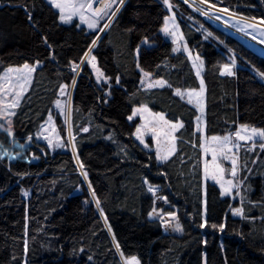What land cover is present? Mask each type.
I'll list each match as a JSON object with an SVG mask.
<instances>
[{
    "label": "trees",
    "instance_id": "16d2710c",
    "mask_svg": "<svg viewBox=\"0 0 264 264\" xmlns=\"http://www.w3.org/2000/svg\"><path fill=\"white\" fill-rule=\"evenodd\" d=\"M172 2L188 47L204 63L206 134L264 130V51L182 0ZM205 3L264 20V0ZM166 17L159 0H125L90 51L110 84L100 87L86 63L73 71L98 31L61 24L46 0H0V74L40 64L12 118V137L0 128V264H123L133 257L138 264H264V149L240 153L251 169L240 175L242 202L223 197L212 182L204 188L197 112L173 92L197 89L198 81L187 56L162 37ZM232 63V74L222 76ZM138 69L167 86L142 88ZM62 88H72L74 153L22 147L53 115ZM139 106L183 124L167 160L135 140L128 118ZM53 117L66 139L64 119ZM2 152L18 157L9 161ZM149 187L166 201L163 211L175 213L181 235L165 234L149 218ZM231 208L242 217H231ZM221 224L223 230L213 227Z\"/></svg>",
    "mask_w": 264,
    "mask_h": 264
},
{
    "label": "rangeland",
    "instance_id": "374dc122",
    "mask_svg": "<svg viewBox=\"0 0 264 264\" xmlns=\"http://www.w3.org/2000/svg\"><path fill=\"white\" fill-rule=\"evenodd\" d=\"M159 1L162 2L164 8L167 10V17L165 18L164 26L161 29L160 33L165 40L172 43L174 53H183L184 55L187 56L192 66V69L194 71V74L197 78V81H198L197 89H174L173 92L175 96H177L180 100H182L183 102H185L186 104L194 108V110L197 112V117H201L200 121H197V119H195V130L199 133L201 144H202L205 142L206 139H210L212 137L206 134L205 86H204V92L199 95H196V93L200 92L201 80H203L202 74L204 70V63L201 57L188 47L183 37V34L181 32L179 23H178L177 8L173 4L172 0H168L169 4L171 5V8L165 5L164 0H159ZM182 1L187 3V5L191 7L194 11L205 16L208 20L221 25V27H224L230 33L236 34L237 36L242 38L244 41H247L250 44H254L259 49L264 51V24L260 23V21L247 19L245 17L234 14L232 12L221 11L219 8L212 7L206 3H201V1L199 0H182ZM46 2L48 3V0H46ZM72 2H81V0H72ZM83 2H86V0H83ZM124 2L125 0H123L122 3H121V0H115V2H113V0H94L93 9H101L102 11L98 13L96 16H93L92 15L93 9L85 10L88 21L95 22L96 26L94 29H90L88 27V23H81L79 15H74L70 23H63L61 22L60 18H59V22L63 25H71L75 22L77 23L78 27H84L89 32L98 31V35L95 38L97 42V40L100 38L102 33L108 27V26L105 27V25H109L114 17L111 15V13L113 11L117 13ZM54 10L60 16L59 10L58 9H54ZM105 12L108 14L104 15ZM179 16L182 20L183 19L186 20L191 26H193V24H196V22H194V20L189 17L185 18L181 14ZM249 25H252V27H250ZM165 27L168 28L167 33L163 31ZM203 33H204V37L207 39L208 38L207 33L206 32H203ZM173 41H175V43ZM143 44L147 45V42H144ZM94 45L95 44L92 43L90 49L87 51L88 55L84 56V58L79 64V68L76 69L75 74L77 75V73H79L81 69V66L86 63L88 67L91 69L92 75L96 83L98 84V86L101 87L102 85H106L107 87H110L108 78H106L104 75L101 78V82L100 83L97 82L98 73L93 68V64H95L97 69L99 68L97 66L96 61L91 59L93 56L90 55L91 54L90 51ZM174 49L176 50L174 51ZM39 65L40 64L29 65L30 68L34 69L31 73H29L27 69H24V67L21 66V67L5 68L0 74V128L4 130L6 133H8V135L9 133H11V135H9L10 137H12V129H11L12 118L17 108L19 107V104L21 103L23 97L29 91L30 86L32 84L34 72L36 68L39 67ZM194 65H196V67H194ZM234 67L235 65L234 63H232L230 69L233 71ZM9 69H13V71L9 72L8 71ZM16 70H20V71H16ZM198 70L200 73L199 76L197 75ZM138 71L140 73V86L142 88L154 89V88H162V87L167 86L165 81L154 78L150 76L149 74L145 75V73L141 71L140 69H138ZM99 72L102 73L100 70ZM24 76H27L28 78V82L26 84H24V80L22 78ZM104 79L107 80L106 83L103 82ZM157 81H163L164 82L163 86L157 85L156 83ZM21 84H24L23 89L20 88ZM150 84L153 86L149 87ZM71 90L72 88H62L60 90L59 99H58V101L60 102V106L57 107V104H56L57 101L53 105V115L58 113L64 119L66 123V129H67L66 139L59 133L58 128L54 121V117L52 114H50L45 120V122L40 126L36 135L28 139L22 145V147H26L32 143H39V144H44L51 153H54L56 151H64L67 149H69L72 153H74V149H73L74 136L72 135V132L69 128L70 127L69 118H70ZM177 90H179L182 93L183 98H181V96L176 95ZM18 92L20 93L19 96L16 95V93ZM189 92H193V95L191 97L188 96ZM189 99L192 100V103L188 102ZM14 101H18V103H15L14 105ZM6 105L7 107H5ZM133 113H135V115H133ZM156 114L162 115L164 119L168 121V124H165L163 120H160ZM131 117L132 119L129 120L128 118V120L131 123H135L134 138L142 147L153 150L156 156H157L158 149L160 151L161 156H167L168 158L175 153L176 151V135L175 134L178 130L173 132L170 128V125L173 123H179V122H170L168 119H166L164 114L153 112L147 106H139V107L134 108L131 114ZM138 127L141 128L142 130V134H143L142 138L144 140L143 144L140 142V140L137 139L136 129ZM251 129L253 128H239L235 133H227V134L220 136V137L230 136L232 144L239 146L238 151L236 149H233V152H226V153L218 152L217 153L216 163L221 164V166L225 169V172L223 173L224 180H231L233 181V184L236 185L235 187H233L232 185L224 184V189L229 190V194L223 193L221 184L217 183L216 180L212 179L211 177V173L214 170L212 166L211 151H209L206 154L204 150L201 148V166H202V176H203L204 188L207 182H212L219 188L223 197H228L233 201H238V203L242 202L243 199H245V193L247 191L243 187V182L241 180L240 175L243 170H246V172L249 173L251 169L248 168L246 165H243L244 163L240 161V153L241 151H244V152L248 151L249 153H252L256 149L259 150L261 149L259 145L261 143H264V141L260 140L259 137L257 136V137H253L252 141L246 142V141L237 139L236 133L240 132L241 135L248 136L251 134V131H250ZM49 142H51V146ZM58 143L61 146L57 147L56 145ZM254 143H255V146H253ZM145 145H147V147ZM234 153L238 158L237 174L235 177H233L231 174V170H232L231 159H223V156L225 154L231 157L233 156ZM1 156L7 157L9 161H13L18 157V154L12 153V155H8L6 152H2ZM31 161L35 162L37 161V158L32 157ZM158 161L162 162L160 160ZM205 162H208L209 164V175L208 176H205V171H204ZM156 192L157 190L155 191V193L152 192L155 196L154 209L151 211L149 218L158 220L165 234L177 235V236L181 235L182 234L181 227H180L181 229L180 231H176L175 229V226L177 224L180 226L175 213H169V212L163 211V208L160 207L159 204L163 203L164 205H166V201L164 200V198L158 195H155ZM234 209H237V208H231L230 216L234 218H241L242 214L233 215ZM130 259H127V260L123 259L122 263L126 264V261Z\"/></svg>",
    "mask_w": 264,
    "mask_h": 264
},
{
    "label": "snow or ice",
    "instance_id": "6c2138e0",
    "mask_svg": "<svg viewBox=\"0 0 264 264\" xmlns=\"http://www.w3.org/2000/svg\"><path fill=\"white\" fill-rule=\"evenodd\" d=\"M93 2L94 0H86V2H83V0H81V2H72V0H48V3L51 5L52 8L54 9H58L59 13H60V20L63 23H70L73 19L74 15H79L80 21L81 23H88V27L90 29H94L95 28V22H89L86 16V12L85 10L87 9H93ZM113 2H115V0H113ZM123 2V0H121V3ZM206 0H201V3H205ZM165 5H167L169 8H171V5L169 4L168 0H164ZM212 7H214V5H210ZM221 11H228L227 9H220ZM102 10L101 9H93L92 10V15L96 16L98 13H100ZM108 13H104V15H107ZM116 13L115 11H113L111 13L112 16H114ZM29 19L31 20V15H29ZM260 23L264 24V20H261ZM108 25H105V27H107ZM250 27H252V25H249ZM102 30V29H101ZM163 31L165 33L168 32V28L165 27L163 29ZM175 43V41H173ZM93 44L96 43V40L92 41ZM176 49H174L175 51ZM85 55H88V53H86ZM92 60H95V57L91 58ZM91 62V61H89ZM24 69H27L29 73H31L34 69L30 68L29 65L25 64ZM194 67H196V65H194ZM79 68V65H73V71H76V69ZM93 68L95 69V71L98 73L97 75V82L100 83L101 82V78L103 77V73L99 72V69L96 68L95 64H93ZM9 72H12L13 69H9ZM16 71H20V70H16ZM199 70L197 71V75L199 76ZM222 76L223 75H231V69L229 66L225 65L223 67V70L220 73ZM145 75H148L147 73H145ZM24 80V84H26L28 82V78L27 76L22 77ZM104 83L107 82L106 79L103 80ZM157 85L159 86H163L164 82L163 81H157L156 82ZM24 84L20 85V88L23 89L24 88ZM153 85H149V87H152ZM204 92V82L203 80H201V87H200V92L196 93V95H199L201 93ZM17 96L20 95V93H16ZM176 95L181 96V98H183L182 93L177 90L176 91ZM193 95V92H189L188 96L191 97ZM189 103H192V100L189 99L188 101ZM15 103H18V101H14V105ZM199 103V102H198ZM57 107L60 106V102L57 101L56 102ZM7 107V105L5 106ZM146 110V109H145ZM202 110V109H201ZM133 115H135V113H133ZM158 116V118L160 120H163L165 124H168V121L164 119V117L160 114H156ZM132 117H129V120H131ZM197 121L201 120V117H197L196 118ZM143 127V126H142ZM180 127H183V124L180 123H173L170 125L171 130L174 132L176 130H178ZM246 127V126H245ZM84 131H87V129H84ZM251 134L248 136H244L241 135L240 132L236 133V137L239 140H243V141H252L253 137H259L260 140L264 141V130L258 131L257 129L253 128L250 130ZM136 133H137V139L140 140V142L143 144L144 140L142 138L143 134H142V130L141 128H137L136 129ZM9 135H11V133H9ZM50 146H51V142ZM231 145V146H230ZM57 147L61 146L59 143L56 145ZM147 147V145H145ZM253 146H255V143L253 144ZM261 147V149H264V143H261L259 145ZM200 147L204 150V152L207 154L209 151H211L212 153V166H213V172L211 173V177L212 179L216 180L217 183L221 184V188H222V192L225 194H229V190L224 189V184H228V185H232L233 187H235L236 185L233 184V181L231 180H224L223 178V173L225 172V169L221 166V164L216 163L217 161V153H226V152H233V149H236L238 151L239 146L232 144L231 138L230 136H212L210 139H206L204 143H202L200 145ZM168 157L167 156H161L160 155V151L159 149L157 150V160L163 161V160H167ZM223 159H231L232 162V170H231V174L233 177L236 176L237 174V163H238V158L235 155V153L233 154V156L229 157L227 154H225L223 156ZM205 176L209 175V164L208 162H205ZM87 177V174L85 173V178ZM147 182V181H146ZM149 191L155 193V189L152 187H149ZM93 198H95V193H92ZM97 206H99V201H97ZM103 215V213H101ZM242 214V209H234L233 210V215H241ZM213 227H219L221 230H223L224 225H213ZM176 231H180V226L177 224L175 226ZM117 248H119V245H117ZM25 251H27V246H25ZM126 264H138V262L136 261L135 257L131 258L130 260L126 261Z\"/></svg>",
    "mask_w": 264,
    "mask_h": 264
},
{
    "label": "water",
    "instance_id": "95a60500",
    "mask_svg": "<svg viewBox=\"0 0 264 264\" xmlns=\"http://www.w3.org/2000/svg\"><path fill=\"white\" fill-rule=\"evenodd\" d=\"M77 192V191H76Z\"/></svg>",
    "mask_w": 264,
    "mask_h": 264
}]
</instances>
